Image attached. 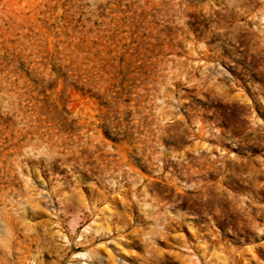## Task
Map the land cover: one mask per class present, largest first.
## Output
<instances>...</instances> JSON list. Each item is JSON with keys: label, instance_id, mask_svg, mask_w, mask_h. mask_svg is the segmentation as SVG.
<instances>
[{"label": "rangeland", "instance_id": "rangeland-1", "mask_svg": "<svg viewBox=\"0 0 264 264\" xmlns=\"http://www.w3.org/2000/svg\"><path fill=\"white\" fill-rule=\"evenodd\" d=\"M0 264H264V0H0Z\"/></svg>", "mask_w": 264, "mask_h": 264}]
</instances>
